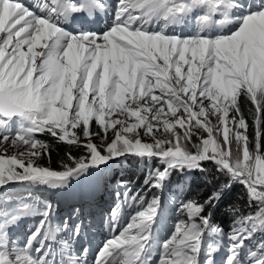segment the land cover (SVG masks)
<instances>
[{
	"label": "snow or ice",
	"instance_id": "snow-or-ice-1",
	"mask_svg": "<svg viewBox=\"0 0 264 264\" xmlns=\"http://www.w3.org/2000/svg\"><path fill=\"white\" fill-rule=\"evenodd\" d=\"M39 136L82 154L42 166ZM128 159L147 174L118 183L91 264H220L222 249V264H264V0H0V264H89L95 217L74 205L54 223L34 190ZM197 174L223 182L163 202ZM236 185L225 233L214 213Z\"/></svg>",
	"mask_w": 264,
	"mask_h": 264
},
{
	"label": "rangeland",
	"instance_id": "rangeland-1",
	"mask_svg": "<svg viewBox=\"0 0 264 264\" xmlns=\"http://www.w3.org/2000/svg\"><path fill=\"white\" fill-rule=\"evenodd\" d=\"M109 1L110 4L115 2V0H109ZM212 123L213 124L216 123L215 118H212ZM141 136L145 142H151L150 137L143 135V130H141ZM112 138H113L112 133L111 131H109L108 139L111 140ZM96 142L99 143V140H97ZM14 152L15 149H9L8 155H12ZM40 163L42 166L51 167V164L49 163L47 158L42 159ZM157 166H158V162H157ZM134 171L136 172L133 174ZM147 171H148V167L145 164H142L134 159H128V160H123L120 163H114L113 167L108 169L106 172L82 184H77L75 187L71 188L68 191H63V192L60 191L53 192L52 190H48V191L34 190V191L36 192L37 195L41 196L42 198L53 202L57 207L61 206L60 203L62 201L61 199L62 197L67 198V196H69L71 198V202L69 203V206L66 207V209L70 210L71 207L74 205L84 206L87 209V211L92 213V215L95 217L96 226L91 230L88 238L85 240L87 241L88 244L84 246L89 249L87 254V259L89 261V264H91V262L95 257L98 246L105 238L110 236L108 226L106 224H101V220L102 217L103 218L107 217L109 210L114 206L115 197L114 195H112V193L116 189L118 183L125 182L129 184V186L138 188L143 183ZM222 182H223L222 179H217L209 183L205 180L204 177L200 176L199 174H197L195 177L187 181L183 176L174 175L169 185V190H166L164 194L163 202H167L170 196L176 195L178 193L181 196L192 195V193L194 195V193L197 190H199L198 188L202 186H208L210 192H212L214 188L219 187V184ZM106 189H107V195L104 196L102 191L104 192L106 191ZM176 189H178V191L175 192ZM183 189H189V192L187 194H183L182 193ZM56 194L60 195L57 198L60 199L59 201L53 198L56 196ZM236 197H239L244 201L246 200V196L244 194V189L242 186L239 185L234 186V188L230 191V195L224 201H235ZM78 199H80L83 203L81 204L80 201H78ZM95 199L99 201L103 199H109V202L111 203H108L104 208L98 209L95 206V204L92 203ZM171 219H175V218H170L168 221L170 222ZM169 222L167 223L170 224ZM88 239H91L90 242H88ZM219 253L223 255V259H224L226 255V249H222ZM217 258H218V254H217Z\"/></svg>",
	"mask_w": 264,
	"mask_h": 264
},
{
	"label": "trees",
	"instance_id": "trees-1",
	"mask_svg": "<svg viewBox=\"0 0 264 264\" xmlns=\"http://www.w3.org/2000/svg\"><path fill=\"white\" fill-rule=\"evenodd\" d=\"M244 111L247 112V105L244 106ZM39 138L45 140L47 143L52 145L50 164H51V168L53 169H59L62 160H66L67 154L69 153V151H71V154L76 157L82 154L78 149L74 147L70 149L68 145L64 143H58L57 141L54 140V138H51L48 136H39ZM135 172L136 171H134L133 174ZM122 183H125V182H122ZM198 189L199 190H197L194 193V195L199 194L197 198L201 200L206 198L211 193L208 186H202ZM176 191H178V189H176L175 192ZM188 192H189V189H183L182 191L183 194H187ZM244 202L245 201L243 199H240L239 197H236L235 201H223L221 206L218 208V210L215 211L214 221L224 229L225 233H230L232 225H233L232 217L225 213L226 206H228L229 204H240L243 206ZM217 254L218 256H221V258L223 259L222 254H220L219 252Z\"/></svg>",
	"mask_w": 264,
	"mask_h": 264
},
{
	"label": "bare ground",
	"instance_id": "bare-ground-1",
	"mask_svg": "<svg viewBox=\"0 0 264 264\" xmlns=\"http://www.w3.org/2000/svg\"><path fill=\"white\" fill-rule=\"evenodd\" d=\"M105 26H106V21H105L104 19H101L100 22H99L97 25H95L94 27H95V28H103V27H105ZM108 186H109V185H108ZM109 187H110V186H109ZM105 192H106V193H105ZM102 193L104 194V196H106V195H107V189H106V191H104V192L102 191ZM59 196H60L59 194H56V196L53 197V198H54V199H57ZM61 199H62V203H63L64 205H66L65 207H68V206H69V203L71 202V198H70L69 196H67V198L62 197ZM57 200L59 201L60 199H57ZM78 201H80L81 204L83 203L80 199H78ZM92 203L95 204V206H96L98 209H100V208H104L108 203H111V202H109V199H103V200H101V201L95 199ZM92 203H91V204H92Z\"/></svg>",
	"mask_w": 264,
	"mask_h": 264
}]
</instances>
